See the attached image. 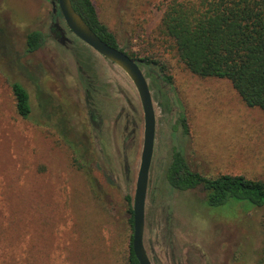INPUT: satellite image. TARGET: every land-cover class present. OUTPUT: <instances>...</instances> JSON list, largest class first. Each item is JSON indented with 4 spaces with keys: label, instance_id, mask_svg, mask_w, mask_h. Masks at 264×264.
<instances>
[{
    "label": "rangeland",
    "instance_id": "obj_1",
    "mask_svg": "<svg viewBox=\"0 0 264 264\" xmlns=\"http://www.w3.org/2000/svg\"><path fill=\"white\" fill-rule=\"evenodd\" d=\"M91 1L119 49L158 60L171 79L151 87L146 78L155 114L143 231L150 262L255 264L264 208L209 207L200 189L173 190L165 172L177 150L202 176L264 181V111L247 107L227 80L191 74L163 44L159 27L170 0ZM31 31L45 41L28 54ZM13 82L29 95L28 120L15 111ZM88 84L98 91L91 106L99 130L89 119ZM142 142L143 112L129 77L54 21L48 1L0 0V251L22 252L4 254L5 262L127 264Z\"/></svg>",
    "mask_w": 264,
    "mask_h": 264
},
{
    "label": "trees",
    "instance_id": "obj_2",
    "mask_svg": "<svg viewBox=\"0 0 264 264\" xmlns=\"http://www.w3.org/2000/svg\"><path fill=\"white\" fill-rule=\"evenodd\" d=\"M46 1L56 3V0ZM70 2L74 11L105 44L119 49L115 37L98 20L91 0ZM52 18L56 22L62 21L57 8ZM51 31L55 34L56 27H51ZM159 37L163 44L170 43L169 49L176 53L191 74L200 78L227 80L247 107L264 111V0H170L162 14ZM44 41L41 32H29L26 34V52H36ZM123 53L144 69L151 87L170 85L171 79L158 60L152 57L135 58L132 54ZM78 71L81 72V67ZM9 87L18 117L28 120L31 107L27 91L16 82L9 83ZM97 94V89L88 84L85 98L94 130L100 128V118L92 100ZM178 122L186 132L184 119L181 117ZM77 160L74 158L79 169L83 170L85 167ZM83 172L89 176L88 169ZM165 179L173 190H202L205 203L212 208L230 201L264 208V181L242 175L202 176L189 168L177 150L172 152ZM127 201L130 202V199L127 198ZM128 211L132 227V210ZM262 245L261 256L255 264H264V233ZM127 264H138L132 253L131 241Z\"/></svg>",
    "mask_w": 264,
    "mask_h": 264
},
{
    "label": "water",
    "instance_id": "obj_3",
    "mask_svg": "<svg viewBox=\"0 0 264 264\" xmlns=\"http://www.w3.org/2000/svg\"><path fill=\"white\" fill-rule=\"evenodd\" d=\"M51 6L53 14L56 13V8L59 10L66 29L75 38L120 68L137 91L143 112V142L133 195L131 249L138 264H152L143 245L148 174L155 139V114L148 82L138 63L119 49L105 44L74 11L70 0H56Z\"/></svg>",
    "mask_w": 264,
    "mask_h": 264
},
{
    "label": "crops",
    "instance_id": "obj_4",
    "mask_svg": "<svg viewBox=\"0 0 264 264\" xmlns=\"http://www.w3.org/2000/svg\"><path fill=\"white\" fill-rule=\"evenodd\" d=\"M224 175H229V174H224ZM9 253L18 254V253H22V252L0 251V264H6V263L8 264V261L5 262V260H4V257H8V256H5L4 254H9ZM20 262L21 261H17L16 264H20Z\"/></svg>",
    "mask_w": 264,
    "mask_h": 264
},
{
    "label": "flooded vegetation",
    "instance_id": "obj_5",
    "mask_svg": "<svg viewBox=\"0 0 264 264\" xmlns=\"http://www.w3.org/2000/svg\"><path fill=\"white\" fill-rule=\"evenodd\" d=\"M63 22V19H62ZM64 23V22H63ZM52 27H56V33L54 34L57 39H60V41L63 43L65 41V38L63 36V30L57 24H53ZM69 32V31H68Z\"/></svg>",
    "mask_w": 264,
    "mask_h": 264
}]
</instances>
